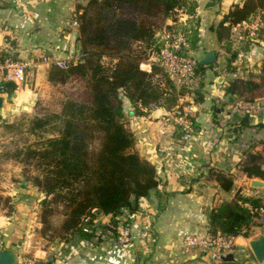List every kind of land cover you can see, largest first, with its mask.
Returning <instances> with one entry per match:
<instances>
[{"label": "trees", "instance_id": "16d2710c", "mask_svg": "<svg viewBox=\"0 0 264 264\" xmlns=\"http://www.w3.org/2000/svg\"><path fill=\"white\" fill-rule=\"evenodd\" d=\"M189 2L89 0L86 5L77 7L81 52L74 53L76 58L69 60L66 66L52 63L47 80L50 85L80 83L82 92L60 99L58 111L47 109L44 114L35 116L31 131L38 139L15 154L25 166H33L36 171L34 184L45 193L41 221L53 236L65 241L75 235L91 238L92 234L84 233V221L91 220L94 211L100 210L112 214L110 229L118 238L116 216L124 208L135 210L138 198L158 186L157 168L137 149L138 139L127 123L122 97L126 95L131 100L134 114L140 116L157 108L171 111L180 104V98L192 90L199 94L197 102L202 99L198 88L176 85L159 65H152L151 70L141 67L157 47L158 33L164 28L190 29L191 48L197 45L200 20L195 17L194 8L186 10ZM192 2L197 5L196 0ZM220 12L223 19L218 26L212 27L222 40L230 27L258 13H262L264 21V0L225 2ZM185 16L189 21L183 26L181 19ZM226 22L229 23L227 27ZM226 48L230 49V45ZM105 59L111 60L110 63ZM257 68V79L236 78L230 82L227 93H237L239 83L251 91L264 88V60ZM6 86L10 92L14 90V85L7 83ZM247 117L236 116L229 120L235 124L236 136L249 125ZM255 125L264 127V119ZM50 127H55L57 134L43 136ZM198 129L195 123V130ZM183 135L184 131L179 130L175 136L182 139ZM240 166L249 178L264 179V141L261 152L251 147L246 151ZM210 175L215 176L225 190L232 188L236 177L235 173L214 167ZM2 198L0 194V200ZM248 201L255 206L260 204L253 197L237 194L234 200L214 208L209 233L250 237L255 215L243 205ZM3 203L4 206L12 205L8 197ZM55 212L60 219L54 225L47 215ZM24 224L21 221L23 227Z\"/></svg>", "mask_w": 264, "mask_h": 264}, {"label": "crops", "instance_id": "0c3cea01", "mask_svg": "<svg viewBox=\"0 0 264 264\" xmlns=\"http://www.w3.org/2000/svg\"><path fill=\"white\" fill-rule=\"evenodd\" d=\"M4 1L12 5L0 7V44L6 46L8 55L26 64L28 76L27 85L10 92L5 99L8 112L9 105L17 108L34 98L37 90L48 81L52 63L76 58L71 39L77 29L66 22V17L71 12L75 15L77 7L86 5L89 0ZM201 1L197 0L198 3ZM225 2L241 3L221 0V4ZM221 4L207 0L205 10L198 13L200 25L196 49H199L201 65L207 67L198 73V88L204 96L192 104L191 100L185 101L189 97L181 101L182 107L196 119L199 129L194 135L178 139L173 134L171 111L157 108L146 116L135 115L131 100L126 95L122 97L127 123L138 139L137 149L155 164L159 180L158 186L148 195L138 198L135 210L124 208L116 216L119 224L120 219L131 214V241L119 244L117 237L110 236L112 214L95 210L91 217V238L75 235L68 241L57 240L48 250H37L36 255L41 252L42 258L55 256V264H260L243 235L234 238L236 248L227 253L234 254L235 260L217 259L211 249L199 248L200 254L185 250V236H196L199 241L209 237L212 210L223 202L234 200L237 194L253 197L264 206V188L253 187L251 180L254 178H249L240 166L250 147L255 151L263 148L264 127L255 124L264 119V99L253 102V110H248V114L233 113L231 100L234 95L227 93L233 78H248L252 68L262 63L264 37L260 36V31L264 21L258 32L257 56L239 60L240 53L233 49L232 43L235 25L230 27L229 36L224 34L222 40L212 27L218 26L223 19ZM216 6L217 12L212 11ZM228 25L226 22L225 26ZM225 41L230 45L229 50ZM77 43L80 42L77 40ZM2 75L0 71V80ZM215 108H218L217 115ZM244 115H248L247 122L250 123L236 136L235 124L229 120ZM213 167L236 174L231 189H223L215 176L210 175ZM15 211V216L9 217L7 225H0V230L8 251L14 255V264H19L30 209L17 203ZM21 221H24V227ZM260 225L255 226V235L264 233V222Z\"/></svg>", "mask_w": 264, "mask_h": 264}, {"label": "rangeland", "instance_id": "374dc122", "mask_svg": "<svg viewBox=\"0 0 264 264\" xmlns=\"http://www.w3.org/2000/svg\"><path fill=\"white\" fill-rule=\"evenodd\" d=\"M189 5L186 6V10L189 11V9L194 8L195 17H199L198 13L199 11H204L206 7H204V2L207 0H202L200 3L197 2V5L194 6L192 0H189ZM197 1V0H196ZM210 2H215L216 4L220 3L221 0H209ZM242 3L243 0H238ZM189 7V8H188ZM200 8V9H198ZM218 6L216 8L212 7V11L217 12ZM178 13V12H177ZM74 19V14L71 12L66 17V22L68 24H72V21ZM197 19V18H195ZM77 30H79V27H76ZM260 36L264 37V26L262 31H260ZM225 35L230 34V30L228 33V30L225 31ZM199 36V34H198ZM228 41H225V47H227ZM232 45L233 49L236 51L238 50L236 47L237 44L234 43L232 39ZM250 45V44H247ZM198 48V46H195V49ZM191 48V53L193 56L198 60V73L201 72V70L207 68L203 65H201L200 57L197 54V50ZM229 50V49H228ZM238 52V51H237ZM240 53V51H239ZM74 54V53H73ZM75 55V54H74ZM233 55V54H232ZM257 55V53H256ZM255 55H252L251 53H240L238 56L239 60H243L242 57H251L254 59ZM264 60V59H263ZM262 60V61H263ZM111 60L105 59V62L108 64ZM213 64V62L211 63ZM257 66L255 68H252V71L249 73L248 78H240L244 80H249L251 78L257 79L259 73H258ZM236 78H233L231 81L235 80ZM230 81V82H231ZM82 84L80 83H74L70 82L66 85H50L48 81L45 83V85L41 86L40 89L37 90V94H34V98L30 102H26L25 105L21 104L19 107L12 108V105H9L8 112H6V108L4 106L3 113L0 114V194L4 197L0 200V225H7L9 221V217L11 219L15 216V208L17 203L21 202L26 203V206H29L30 213L28 214V222H27V231L23 235V245L21 243V261H23L24 258L28 257L31 259H37L39 263L41 264H55L56 257L48 256L47 258L41 257V252L36 255L37 250H48L51 246L53 247L55 242L58 240H63L60 237H55L52 234V231L49 230V228L46 227L41 221L42 217V201L45 198V193H43L38 186L34 184L33 177L36 173L33 166H25L17 157H16V151L18 149H24L28 147L29 145H32L35 143V141L38 139V136L34 134L31 131L32 126V120L35 116L44 114L46 110H50L51 112L58 111L59 108V100L66 97V96H74L82 92ZM193 88H198L193 87ZM200 89V88H198ZM238 92L234 95V98L231 100L233 103L234 110L233 113H242V114H248V110H253L251 108V104L255 101H259L260 99H264V88L262 89H256L254 91L249 90V88L244 87V85H238L237 87ZM193 91V90H192ZM189 92L185 94L184 97L180 98V104L183 98H187L192 104L195 102L196 97H199V94L194 92ZM204 96V95H202ZM11 101H14L13 99ZM215 115H217L215 113ZM61 122H58L57 120V126H60ZM196 123V122H195ZM9 124H12L13 126H7ZM55 127H50L48 131H46L43 136H51L56 135L57 132H55ZM194 131L195 126H194ZM178 132V131H177ZM176 132V133H177ZM175 133V135H176ZM262 151V150H261ZM259 151V152H261ZM262 180V179H261ZM8 197L12 201V205L9 204L4 206V200ZM28 203V204H27ZM48 220L52 224H57L60 216L57 214V212L53 214L47 215ZM49 222V224H50ZM51 225V224H50ZM260 222L256 218H253V222L251 225V236L255 235L254 232L257 231V228L255 226H259ZM261 226V225H260ZM118 227V225H116ZM115 227V228H116ZM117 231V228H116ZM84 233L88 235L93 234V229L91 226V220H85L84 221ZM222 233V232H221ZM210 234V233H209ZM211 235V234H210ZM217 235V233L215 234ZM211 235V236H215ZM224 237L231 236L226 233H222ZM110 236H114V232L111 230ZM239 236V235H238ZM250 236V237H251ZM71 238V235L68 236ZM84 238H88L86 236H83ZM73 238V237H72ZM247 237V244L248 243ZM250 247V246H249ZM236 247L232 248V250H235ZM199 249V248H198ZM251 249V248H250ZM232 250L228 252H233ZM252 251V250H251ZM200 254L199 250H194L192 253ZM227 255V252L226 254ZM216 257V256H215ZM217 258V257H216ZM220 259V258H217ZM21 262H19L20 264Z\"/></svg>", "mask_w": 264, "mask_h": 264}, {"label": "built area", "instance_id": "2783aa9c", "mask_svg": "<svg viewBox=\"0 0 264 264\" xmlns=\"http://www.w3.org/2000/svg\"><path fill=\"white\" fill-rule=\"evenodd\" d=\"M189 17L185 16L181 19L183 26L187 25ZM263 24V15L258 13L255 17L243 20L235 25L236 34L234 35V43L238 53H251L255 55L259 49L258 32ZM73 27H79L77 14L74 15L72 21ZM1 29V28H0ZM191 30L186 27L164 28L158 33V45L153 48L150 56L145 60L141 67L146 70H151L152 65H159L168 74L170 79L178 86L197 87L199 84L198 75V60L191 53V42L189 34ZM250 44V45H247ZM235 45V44H234ZM68 61H59L58 64L66 66ZM0 71H2V79L0 80V96L6 99L10 91L6 84L14 85V90L17 91L28 83L26 64L19 59L13 58L7 54L6 46L0 44ZM170 122L173 125V134L177 131H184L183 138H189L194 135L195 117L181 104L171 110ZM247 208L255 215V218L260 222H264V206L259 204L255 206L251 202H243ZM131 214L120 219L118 224L119 244L124 245L131 241L132 224L130 222ZM238 236V235H237ZM237 236L224 237L221 232H217L215 236H209L198 240L196 236L186 235L184 241L186 243V252L192 254L197 248L211 249L214 257L220 258L235 247L234 238ZM8 251V245L0 230V253ZM20 264H41L37 259L24 258Z\"/></svg>", "mask_w": 264, "mask_h": 264}, {"label": "water", "instance_id": "95a60500", "mask_svg": "<svg viewBox=\"0 0 264 264\" xmlns=\"http://www.w3.org/2000/svg\"><path fill=\"white\" fill-rule=\"evenodd\" d=\"M12 4L4 0H0V7L11 6ZM79 30H75L72 35V53H80L82 46L77 43ZM5 99L0 96V112L4 111ZM253 187L264 188V180L254 178L251 180ZM135 203V202H134ZM249 246L260 264H264V233H259L248 238ZM223 261L235 260L234 254L229 253L221 257ZM15 258L10 251H2L0 253V264H14Z\"/></svg>", "mask_w": 264, "mask_h": 264}]
</instances>
